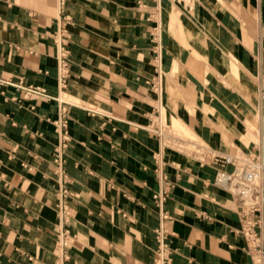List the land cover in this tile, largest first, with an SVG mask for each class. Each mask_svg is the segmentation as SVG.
I'll use <instances>...</instances> for the list:
<instances>
[{
	"label": "crops",
	"instance_id": "1",
	"mask_svg": "<svg viewBox=\"0 0 264 264\" xmlns=\"http://www.w3.org/2000/svg\"><path fill=\"white\" fill-rule=\"evenodd\" d=\"M262 69L264 0H0V264H153L162 231L171 264H252L205 152H264ZM164 115L207 147L166 153Z\"/></svg>",
	"mask_w": 264,
	"mask_h": 264
},
{
	"label": "built area",
	"instance_id": "2",
	"mask_svg": "<svg viewBox=\"0 0 264 264\" xmlns=\"http://www.w3.org/2000/svg\"><path fill=\"white\" fill-rule=\"evenodd\" d=\"M174 3H182L189 9L195 0H170ZM60 6L65 5V0H57ZM65 21V19H64ZM59 41V70L62 80L68 73V38L60 36ZM259 85L264 90V69L260 71ZM36 93L37 90L31 91ZM66 110H59L58 118L54 122L55 129L60 136V144L55 148L53 163L62 171L64 164V150L68 143V120ZM154 134L162 140L173 141L171 135L165 129H157ZM208 158L222 166L233 167L231 172L218 171L215 182L219 186L232 192L238 200L237 215L239 218V235L245 243V252L251 258L252 264H264V241L261 237L260 215L264 211V152H244L237 156L221 155L214 151L205 152ZM68 190H62V196L66 197ZM64 211V210H63ZM167 218L165 213L161 214V220ZM68 231H62L60 238L62 245H66ZM157 249L153 264H171L170 251L166 243L164 232H157Z\"/></svg>",
	"mask_w": 264,
	"mask_h": 264
},
{
	"label": "rangeland",
	"instance_id": "3",
	"mask_svg": "<svg viewBox=\"0 0 264 264\" xmlns=\"http://www.w3.org/2000/svg\"><path fill=\"white\" fill-rule=\"evenodd\" d=\"M163 119L165 126L168 128V134L171 135L172 138L178 139L176 142L169 140V138L166 139L164 146V151L166 153L172 152V155L185 154L191 156L201 153V150L207 147L204 142L186 131L185 128L176 121H170L167 119L166 115L163 116Z\"/></svg>",
	"mask_w": 264,
	"mask_h": 264
}]
</instances>
